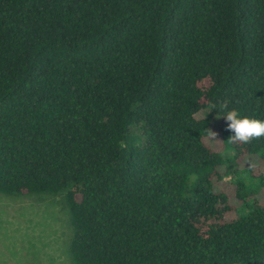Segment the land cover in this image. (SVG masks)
Listing matches in <instances>:
<instances>
[{"label": "trees", "instance_id": "obj_1", "mask_svg": "<svg viewBox=\"0 0 264 264\" xmlns=\"http://www.w3.org/2000/svg\"><path fill=\"white\" fill-rule=\"evenodd\" d=\"M224 100L264 119V0H0V195H61L72 264H264Z\"/></svg>", "mask_w": 264, "mask_h": 264}, {"label": "rangeland", "instance_id": "obj_2", "mask_svg": "<svg viewBox=\"0 0 264 264\" xmlns=\"http://www.w3.org/2000/svg\"><path fill=\"white\" fill-rule=\"evenodd\" d=\"M231 156V152L225 153L224 159L230 162ZM224 179L231 181L230 176ZM69 237L61 195H0V264H72L67 252Z\"/></svg>", "mask_w": 264, "mask_h": 264}, {"label": "clouds", "instance_id": "obj_3", "mask_svg": "<svg viewBox=\"0 0 264 264\" xmlns=\"http://www.w3.org/2000/svg\"><path fill=\"white\" fill-rule=\"evenodd\" d=\"M215 110L217 119L221 116L224 118L227 129L233 133L229 136V143H251L253 140L264 138V119L241 116L236 109L229 108L227 100L219 103L209 102L208 112ZM208 137L215 141L217 133L211 130H206Z\"/></svg>", "mask_w": 264, "mask_h": 264}]
</instances>
